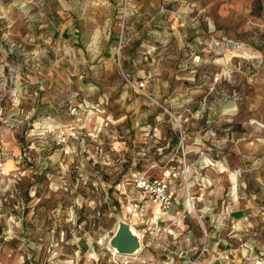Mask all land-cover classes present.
<instances>
[{
	"label": "rangeland",
	"instance_id": "374dc122",
	"mask_svg": "<svg viewBox=\"0 0 264 264\" xmlns=\"http://www.w3.org/2000/svg\"><path fill=\"white\" fill-rule=\"evenodd\" d=\"M0 143V264H264V0H0Z\"/></svg>",
	"mask_w": 264,
	"mask_h": 264
},
{
	"label": "built area",
	"instance_id": "2783aa9c",
	"mask_svg": "<svg viewBox=\"0 0 264 264\" xmlns=\"http://www.w3.org/2000/svg\"><path fill=\"white\" fill-rule=\"evenodd\" d=\"M142 85L143 83L140 82L138 84V87H142ZM6 154H7L6 151L0 147V176L6 175L5 162H4ZM137 184L138 187L143 190H154V188H156L154 181H149L148 179H144L143 177L138 178ZM156 192L159 196L160 213L162 215H166L168 214L173 204L172 195L168 192V188L165 184H161L159 187H157ZM133 207L136 211H138L137 217L143 219V217L145 216L144 206L140 204V202H138V203H134ZM158 217L159 216L155 218V221H157Z\"/></svg>",
	"mask_w": 264,
	"mask_h": 264
},
{
	"label": "water",
	"instance_id": "95a60500",
	"mask_svg": "<svg viewBox=\"0 0 264 264\" xmlns=\"http://www.w3.org/2000/svg\"><path fill=\"white\" fill-rule=\"evenodd\" d=\"M128 223L121 221L109 240V244L120 254H132L140 247V240L128 230Z\"/></svg>",
	"mask_w": 264,
	"mask_h": 264
},
{
	"label": "bare ground",
	"instance_id": "6f19581e",
	"mask_svg": "<svg viewBox=\"0 0 264 264\" xmlns=\"http://www.w3.org/2000/svg\"><path fill=\"white\" fill-rule=\"evenodd\" d=\"M128 230H129V232H131L134 236H136L139 240L141 239V235H139V234H137V232H135V230H134V228H132V225H128ZM111 249V252H112V254H114V255H118V256H122V257H128V256H132L134 253H132V254H129V255H127V254H120V253H118L113 247H111L110 248Z\"/></svg>",
	"mask_w": 264,
	"mask_h": 264
},
{
	"label": "crops",
	"instance_id": "0c3cea01",
	"mask_svg": "<svg viewBox=\"0 0 264 264\" xmlns=\"http://www.w3.org/2000/svg\"><path fill=\"white\" fill-rule=\"evenodd\" d=\"M0 147H1V143H0Z\"/></svg>",
	"mask_w": 264,
	"mask_h": 264
}]
</instances>
